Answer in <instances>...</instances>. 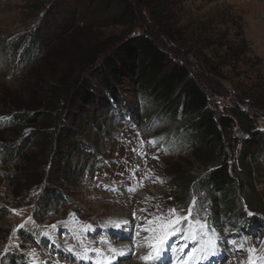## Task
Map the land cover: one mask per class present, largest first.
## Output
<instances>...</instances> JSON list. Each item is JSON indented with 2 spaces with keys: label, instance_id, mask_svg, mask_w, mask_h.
Returning <instances> with one entry per match:
<instances>
[{
  "label": "rangeland",
  "instance_id": "obj_1",
  "mask_svg": "<svg viewBox=\"0 0 264 264\" xmlns=\"http://www.w3.org/2000/svg\"><path fill=\"white\" fill-rule=\"evenodd\" d=\"M46 3L49 0H0V264H101L102 255L89 252L87 259L80 260L66 249L72 246L79 252L86 247L112 255L109 252L111 243L114 247L134 246L131 252L115 259L114 264H145L139 257L150 250L147 245L153 240L149 238L161 235L160 229L170 226L176 218L168 210L175 208L178 215L186 216L189 207L192 208V217L180 222L183 232L169 239V248L187 243L188 247L184 249L187 253L197 245L184 237L195 233L198 239L219 238V254L209 260L200 259L199 264H248L249 248L255 249L252 253L254 264H264L263 149H259L256 158L247 157V163L256 170L247 183L254 184L256 191L242 190L243 196H239L245 207L247 218L244 220L226 218L225 208L221 205L214 212L213 199L202 190L195 189L186 202L177 197L172 173L186 170L196 179L204 174L193 159L192 149L183 150L174 143L163 147L157 143L149 144L150 140L158 142L154 134L159 133V129L152 133L146 131L144 119L140 112L137 114V109L127 108L131 120L126 118L125 109L122 110L120 104L113 102L108 109L103 95L97 98L98 123L88 122L87 125L86 134L90 135L92 143L84 146L99 159L93 172H79L72 178L52 175L49 158L45 159L47 152L38 140L23 147V139L38 130L39 123H30V127L22 130L19 136V130L12 122L16 112L9 109L18 96L24 97V102L34 98L25 93L26 84L32 79L31 73L42 76L48 73L53 62L64 61L67 52L78 53L80 45L93 39L94 35L100 39L109 35L124 38L142 32L139 27L122 25L94 27L87 37L62 40L54 51L50 52L46 47L41 53L22 57L21 53L32 43L34 33L49 35L56 25L54 20L43 24V14L49 6ZM75 6L74 0H58L49 14L55 13L54 19L65 12L70 15ZM176 8L181 9L180 30L187 32L188 36L193 34L189 36L193 42L201 40L200 44L209 46L208 50L204 49L209 61L224 64L218 65L222 77L213 76L224 92L214 98V106L224 112L226 106L233 104L237 94L243 96L246 93L249 98L245 102H255V97H251L254 93L261 105L253 111L259 128L264 130V0H184ZM225 43L227 45H223ZM239 52H245L247 59L244 63L240 62L236 69L225 65L226 55ZM220 56L225 58L218 60ZM188 58L192 57L189 55ZM72 60L73 64L77 62L76 58ZM83 112L80 110L75 130L82 129L87 122L82 117ZM113 112L117 116L115 119L111 117ZM61 117L65 122V114ZM236 136L243 138L244 135L236 131ZM238 142L228 149L230 163L236 165H239L242 149ZM11 150L20 152L10 157ZM65 151L71 152L70 149ZM48 191L57 192L59 197L41 209L38 200ZM249 202L251 205L247 206ZM251 217H256L255 222ZM29 218L31 222L26 223ZM116 221L122 223L120 229L112 226ZM125 221L127 224H123ZM205 222L207 227L201 229L200 224ZM22 224L24 227L14 233L13 230ZM231 240L236 242L235 245L228 243ZM241 245L244 250H240ZM6 247L7 254L4 255ZM184 253L166 252L161 264H182L180 257ZM199 256L197 252L191 264H197Z\"/></svg>",
  "mask_w": 264,
  "mask_h": 264
},
{
  "label": "trees",
  "instance_id": "obj_2",
  "mask_svg": "<svg viewBox=\"0 0 264 264\" xmlns=\"http://www.w3.org/2000/svg\"><path fill=\"white\" fill-rule=\"evenodd\" d=\"M182 1L74 0L76 6L70 15L65 12L54 19L55 13H49L58 0H49L43 24L54 20L56 25L49 35L34 33L22 57L41 53L46 47L54 51L62 40L87 37L94 27L122 25L139 27L142 32L124 38L109 35L100 39L94 35L80 45L78 53L67 52L64 61L53 62L48 73L43 76L31 73L25 93L34 98L24 102V97L18 96L11 101L9 111L16 112L12 117L13 126L20 136L30 123H39V129L24 138L22 145L38 140L47 152L45 159L49 158L52 175L72 178L79 172L91 173L98 158L92 150L84 148L92 143L86 131L88 122L98 123L97 98L103 95L108 109L113 102L120 104L130 120L132 116L128 115L127 108L137 109L146 131L152 133L159 129L154 134L159 139L157 144L163 147L174 143L183 150L192 149L193 159L204 174L196 183V176L186 170L172 173L177 197L186 202L195 189L202 190L213 199L214 212L221 205L226 218L246 220L239 196H243L242 190L256 191L254 184L247 183L256 173L247 163V157L256 158L259 149L264 150V130L259 128L254 112L261 102L254 93L251 97H255V102H245L249 98L246 93L237 94L224 112L214 106V98L224 92L213 76L222 77L218 65L224 64L209 61L204 51L209 46L200 44L201 40L193 42L189 37L193 34L188 36L180 30L181 9L176 7ZM244 53L217 59L225 58V65L235 68L246 61ZM74 58L77 62L73 64ZM80 110L84 111L82 117L87 122L82 129L75 130ZM114 112L113 119L117 117ZM61 114H65V122ZM236 131L243 138H237ZM237 141L242 145L239 165L230 163L228 155V149ZM18 150L9 151L10 157L19 153ZM56 193L48 191L42 195L39 207L43 209L49 201L56 202L59 197ZM250 205L249 202L247 206ZM250 219L255 222L256 217Z\"/></svg>",
  "mask_w": 264,
  "mask_h": 264
},
{
  "label": "snow or ice",
  "instance_id": "obj_3",
  "mask_svg": "<svg viewBox=\"0 0 264 264\" xmlns=\"http://www.w3.org/2000/svg\"><path fill=\"white\" fill-rule=\"evenodd\" d=\"M149 144H155V140H150L148 141ZM143 144V141H141V145ZM133 151H136V149H133ZM141 155H144V153H140ZM157 158V157H153ZM159 179V177H157ZM162 182V181H161ZM130 191H134L135 189H129ZM171 199V197H169ZM195 201H193V206H194ZM11 211L16 212L17 210L12 209ZM169 213L175 214L176 218L175 220L170 222V226H167L165 228L160 229L161 235L158 237L149 238L153 240V242L149 243L147 247L150 249L146 255H141L139 259L145 262V264H161L162 258L164 257L166 252H180L184 253V249L188 247L187 243L183 244H178L174 248H169L168 246V241L169 239L176 235L177 233H182L183 229L179 227L180 222L184 220H188L192 217V208L189 207L187 210V215L186 216H180L177 214V210L175 208H171L168 210ZM70 216H75L74 213H70ZM251 215V213H249ZM31 218H29L26 223H30ZM63 223V222H61ZM148 223H152V221H148ZM199 223V222H198ZM123 224H127V222H123ZM112 226L116 229H120L122 227V223L120 221L113 222ZM24 227V225H19L17 226L16 229H14V233L18 232L20 228ZM50 227L55 228L56 225H51ZM139 227V226H137ZM206 222L200 224V228L204 229L206 228ZM145 231H150V229H144ZM155 231V230H151ZM212 230H209V233H211ZM138 234V233H137ZM45 236L48 235V233H44ZM185 240L190 239L191 241H194L196 243V247L191 248L187 253H184L182 257H180V260L182 264H191V260L195 258V254L199 252L200 256L197 259V264H199L200 259L203 260H209L211 257L217 256L219 254V249H218V243H219V238L217 237L216 239H205V237H200V239L197 238V234L195 233H189V235L184 237ZM201 240L204 241L203 244H201ZM103 242V241H102ZM229 244L235 245V241L231 240L228 241ZM141 245H137V247H140ZM19 247V245H17ZM69 253L72 254V256L75 259H80L84 260L88 258L89 252L102 255L104 257L103 261L101 264H114V260L117 259L118 257L125 256L127 253L131 252V249L124 250V249H116V248H109V252L112 255H107L105 253H102L100 250L97 249H91L89 250L88 248H83L82 251H77L75 248L72 246H68L66 249ZM240 250L243 249V245L240 246ZM249 253V261L248 264H254L252 260V253L255 252L254 248H249L247 249ZM7 254V247L4 250V255ZM34 255V253H33Z\"/></svg>",
  "mask_w": 264,
  "mask_h": 264
},
{
  "label": "bare ground",
  "instance_id": "obj_4",
  "mask_svg": "<svg viewBox=\"0 0 264 264\" xmlns=\"http://www.w3.org/2000/svg\"><path fill=\"white\" fill-rule=\"evenodd\" d=\"M109 231V230H108ZM113 242V241H112ZM107 245H109V243H106ZM110 246L112 247V248H116V249H124V250H127V249H132V247H134L133 245L132 246H128V245H120V246H118L117 245V247H114V246H112V243L110 244ZM72 255V254H71ZM109 255V254H108ZM128 264H133L132 262H130V263H128ZM134 264H136V263H134ZM212 264V263H211Z\"/></svg>",
  "mask_w": 264,
  "mask_h": 264
}]
</instances>
